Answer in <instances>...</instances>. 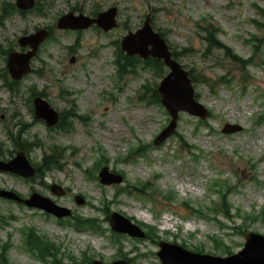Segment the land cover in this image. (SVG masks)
Listing matches in <instances>:
<instances>
[{"label":"rangeland","instance_id":"obj_1","mask_svg":"<svg viewBox=\"0 0 264 264\" xmlns=\"http://www.w3.org/2000/svg\"><path fill=\"white\" fill-rule=\"evenodd\" d=\"M2 0H0L1 2ZM12 2L14 0H7ZM43 12H27L24 16L13 14L0 24V45L5 48L14 45L16 39L24 33L37 28H49L52 37L41 46L39 55L33 60V67L39 72L32 73L21 80L19 91L11 95L2 85L0 78V154L8 159L18 148L15 142L22 143L25 156L30 162L40 164L42 157L56 150L61 170L52 169L42 177L29 182L20 181L10 175L0 174V187L11 188L26 196L30 191H38L55 200L58 204L71 209L78 217L94 220L104 230V234L94 236L71 233L68 229H58L43 215L34 210H27L13 203L0 199V219H7L6 225L0 221V242H5V229L9 232L7 257L12 264H42L28 260L22 252L24 234L22 230L34 228L42 239H48L59 245L57 257L65 263L80 264L82 259L98 258L110 262L117 257V248L133 256L132 264H159L156 257L157 243L160 240L177 243L188 250L196 247L203 253L226 256L225 247L217 249L208 242V236L220 237L232 253L238 252L243 244V235L233 230L242 224L234 217L238 209L244 213L256 214L264 207V126L257 127L252 122L250 98L259 95L257 115L264 112V73L249 68L246 80L248 98L238 97L232 85L218 86L217 96L206 94L203 85H197L198 97L210 108L212 119L210 126L215 134L205 142L203 137L194 140L190 137L193 122L185 114H180L177 126L178 134L182 135L188 144H193L198 154V163L189 159L187 150L176 149L173 138H167L158 146L153 145V139L167 124V117L156 115L154 108L144 107L138 100L140 87L144 83L158 82L159 78L152 70L138 65L133 73L123 74L119 89L110 87V80L103 79L99 85L96 75H87L89 86L84 85L82 66L93 69L101 63L107 72H113L112 51L113 41L120 40L127 30L139 27L151 11L155 28L165 35L170 47L180 51L187 48L185 54H179V61L193 71L219 77L223 71L230 70L227 76L237 77L239 72L227 59L223 58V50L213 51V54L203 55L205 47L203 28L212 24L217 29L220 40L241 57L252 54V44L258 45V51L253 60L264 65V17L257 13L252 4L264 8V0H40ZM116 4L120 26L107 33L84 30L76 32L58 30L55 22L58 16L75 10L94 13ZM92 10V8H96ZM79 11V12H81ZM78 12V11H77ZM253 19L260 21L258 26ZM78 37V48L68 53L67 46ZM249 41V42H246ZM243 43H247V46ZM250 47V49H249ZM95 52V59L89 54ZM75 56L73 64L70 56ZM218 56V57H217ZM223 69L216 65V59ZM99 60L100 63H97ZM205 60V61H204ZM5 66L4 55L0 53V70ZM264 71V68H262ZM61 89L68 91L61 96ZM44 92V98L59 111L69 109L73 105L75 117L68 120L72 125L70 132L59 129L49 130L33 117L31 95ZM64 97V96H63ZM156 109V108H155ZM80 115L88 118L79 121ZM118 119L127 120L134 130L135 139L129 137L128 131L118 125ZM242 126V131L230 137L219 135L218 130L224 123ZM251 125V126H250ZM202 133L205 130L201 131ZM139 141V142H138ZM27 142V144H25ZM138 142V143H137ZM149 145L150 153L147 160L136 158L126 163L123 159L127 152L140 143ZM98 148L106 154L108 170L119 173L123 181L120 186L98 185L91 175H83L87 170L91 174L93 165L98 161ZM156 149H159L156 150ZM223 152V153H220ZM219 171L221 174H219ZM157 179L152 182V179ZM212 180V181H211ZM255 180L262 185L256 184ZM151 181L146 188L155 190L152 195L139 197L134 187L141 188V183ZM207 181V182H206ZM211 181V182H210ZM58 183L68 188L64 197H56L49 191L48 185ZM140 183V184H139ZM216 183V184H215ZM137 185V186H135ZM130 186L131 193L121 192L120 187ZM209 186V190H208ZM142 189H144L142 187ZM229 192L226 202L232 217L218 218L225 229L217 231L216 226L206 220L194 219L187 215L188 207L202 209L219 207L223 201L220 194ZM79 194L86 200L84 204L73 202V195ZM170 195L171 199H165ZM149 199L153 200L152 203ZM92 207L94 209H92ZM145 207L158 210L161 213L175 211L187 216L190 226L176 220L177 226L164 230L157 217L146 213ZM109 213L116 212L134 221L155 228V236L135 239L121 235V245L109 242V224L106 222L105 209ZM175 212H173L175 214ZM12 215V218L8 216ZM171 224H173L171 222ZM180 224V226H179ZM182 224V225H181ZM248 231L264 235V225L260 222L246 223ZM147 231V227H141ZM28 232V230H27ZM93 233V232H91ZM146 256H137L138 254ZM46 264V263H44ZM131 264V263H130Z\"/></svg>","mask_w":264,"mask_h":264},{"label":"water","instance_id":"obj_2","mask_svg":"<svg viewBox=\"0 0 264 264\" xmlns=\"http://www.w3.org/2000/svg\"><path fill=\"white\" fill-rule=\"evenodd\" d=\"M21 1H19L20 3ZM31 5V3H23L22 7L26 8L29 7ZM113 25V23H111ZM110 26H106V28H108ZM145 32L146 36H148L149 34V30L148 27L145 28ZM41 39V37L36 39V43L38 44L39 40ZM23 44H30V46L33 47V49L36 48L37 44L34 41H29V40H22ZM146 42H143L141 39L140 44L143 45ZM133 52H138L137 50L133 49ZM152 54H156V51L153 50L151 52ZM33 54V52H30L28 54H18V53H13L10 55L9 57V61H8V66H9V70L10 73L12 74L13 77H20L22 74L26 73L28 71V58L29 56ZM149 54V52H144L141 53V55L143 57H147V55ZM16 73V74H14ZM179 89L178 84L176 83L174 78H169L167 79L165 82H163L162 86H161V90L162 93H165L167 95V102L170 103V101H172V95ZM43 102H41V105L39 106V101L36 102V105L39 109H41V107L43 106L42 104ZM164 103L167 105V103L164 101ZM167 107L172 110L174 109V105L169 106L167 105ZM182 107L187 108V106L183 105ZM46 110V109H44ZM42 116L46 117V118H50L51 120H53L52 123L53 124L55 122L56 119V115L54 113H52L51 111L46 110V112H42L41 114ZM0 195L9 197V198H15L12 194L9 193H0ZM48 203V202H47ZM43 204V203H41ZM44 205V204H43ZM45 208H47L48 210L50 209V207L48 205H44ZM121 221L124 223L123 227H118V226H114L115 229L119 230V231H123V232H128L132 235H142V233H139V231L135 228V226L130 225L127 221H125L124 219H121ZM162 250L158 253L162 264H206L205 261H209L211 263H207V264H264V238L260 237V236H254V235H248L247 236V244L245 249L237 256L235 257H231L228 259H215V258H209V257H199V256H195V255H191L189 253H186L185 251H183L182 249L175 247V246H171L168 244H161ZM173 249V250H177L179 253H181L182 255H184V257L182 256H178V255H174L169 257V255L167 254V249ZM253 250V251H252ZM249 256V257H248ZM197 259V260H203L197 263H190L189 259ZM239 258H242L239 260ZM187 259V260H185ZM92 264H99L98 262H94Z\"/></svg>","mask_w":264,"mask_h":264}]
</instances>
